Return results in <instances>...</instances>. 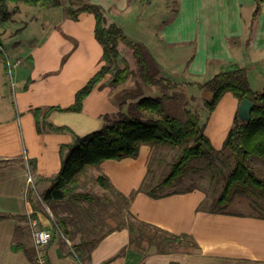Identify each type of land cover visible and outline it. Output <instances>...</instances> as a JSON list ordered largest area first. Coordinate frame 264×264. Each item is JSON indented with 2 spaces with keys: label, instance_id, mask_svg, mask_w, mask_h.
<instances>
[{
  "label": "crops",
  "instance_id": "1",
  "mask_svg": "<svg viewBox=\"0 0 264 264\" xmlns=\"http://www.w3.org/2000/svg\"><path fill=\"white\" fill-rule=\"evenodd\" d=\"M91 1L108 11L113 19L111 22L119 27L122 23L116 16L138 9L135 2L130 5L128 0ZM174 1H179L174 17L156 34L152 33L147 43H141L150 52L161 73H166L165 76L171 80L181 79L173 82L202 83L203 79H210L228 63L241 67L246 65L243 68L249 70L250 65L244 63L242 51H264V5L251 30L254 0H248L253 4L248 22L241 18L244 0H200L193 7L185 0ZM14 7L18 11L11 13L10 19L0 25V215H4L0 218V264H36V249L32 240L35 228L51 233L50 243L42 250L49 264H77L70 251L71 245L76 243L64 235L62 237L60 231L53 228L51 208L42 202L41 195L60 171L66 146L72 144L74 137L84 136L103 126L104 116L110 112V104L104 98L107 90L102 88L106 79L84 99L80 112L53 111L48 115L47 124L67 130L37 133L33 111L39 109L43 117L50 107L72 105L75 93L103 65L102 47L94 38V18L91 14L92 17L84 13L77 21L68 18L62 22L63 17H67L62 6L45 12L47 10L40 7L32 6L31 10L23 3H8L10 11ZM211 16H217V26L208 20ZM181 20L189 29L188 37L170 39L165 34L167 28ZM212 28L217 33L218 29L221 32L217 39L208 33ZM244 30L249 33L244 44L246 48L237 45V50H232L228 40L243 37ZM209 40L212 42L209 43ZM186 45L192 48L191 52L178 64L167 56L171 48ZM8 72L10 81L5 77ZM248 77L250 84L253 80L250 72ZM9 82L14 88L18 117L13 114L9 102ZM261 83L264 87V82ZM228 103L231 106L230 124L232 112L239 102L230 98ZM216 112L214 109L211 126L217 117L220 119ZM221 127L224 128V123ZM209 134L211 141L222 142V133L210 130ZM149 151L142 145L136 159L104 161L98 165L100 174L108 179L116 192L130 199L131 211L137 219L170 234L188 235L196 240L197 248L193 252H179L178 248L167 254H158L148 247L140 251L129 245L128 229L116 225L107 231L112 232L103 233L106 235H102L90 250L88 258L83 260L84 264H201L208 257L217 263L264 264V217L258 213H247L228 221L217 217V225L207 228L204 226L206 222L201 221L206 220V216L199 218V213L195 211L200 199L191 207L192 199L197 200L196 196L170 194L152 198L139 192L136 186L146 176L145 163ZM28 177L33 184L27 183ZM54 208L58 212L66 205L58 204ZM78 219L79 215L74 221ZM211 230L219 232L224 240L215 248H210V243L203 239Z\"/></svg>",
  "mask_w": 264,
  "mask_h": 264
},
{
  "label": "trees",
  "instance_id": "2",
  "mask_svg": "<svg viewBox=\"0 0 264 264\" xmlns=\"http://www.w3.org/2000/svg\"><path fill=\"white\" fill-rule=\"evenodd\" d=\"M77 1L0 0V25L10 19L11 13L18 11L17 7L10 11L8 3L56 8L66 2L68 3L66 15L71 20L77 21L79 16L84 13L91 14L94 18L93 33L94 38L102 47L103 65L75 93L72 105L65 108L50 107L43 117L40 116L39 109L33 111L37 133L46 130L56 132L67 130L65 127H54L47 124L46 118L48 115L53 111L80 112L83 109L84 99L108 74L113 73L110 81L112 86L125 83L128 77L133 75L127 64L123 68L113 69L114 66H117L119 60V43L125 44L131 50L138 68V76L143 85L146 87L157 86L164 89H176L179 86L170 78L161 74L158 64L143 44L129 40L124 35L122 28L116 23H108L105 15L106 11L102 6L93 2L77 5ZM254 3L250 24L251 30L260 9L264 5V0H254ZM196 86L199 90L209 94L210 99L205 101V106L209 112L214 111L216 105L226 93H230L238 102L242 99H248L254 104L250 121L241 123L236 114L234 125L226 134L222 149L228 152L234 165L224 178L222 190L209 212L225 213V209L229 206L235 193H244L245 191L247 193L254 190L264 198V178L257 175L251 164L253 161L251 158L264 160V90H252L246 69L236 63H228L222 66L210 79L197 83ZM123 98H130L135 102H130L127 106V112H119L114 119L104 116L105 122L100 129L81 137L75 136L72 144L66 146L67 152L62 156L60 171L52 179L49 188L41 195L42 202L51 208L53 228L57 229L58 232L60 231L70 241L74 242L73 237L77 234L76 227L79 226L78 222L81 220L74 221L76 219L75 215L72 217L68 215L55 216L53 212H57L54 206L71 204L75 208V205L83 202L89 206L94 202L101 203L98 198L91 194L78 191L87 167L98 166L107 160L119 161L126 158H135L142 145L181 148L180 155L171 165L169 174L159 184L149 190H138L152 198H160L168 196L174 191L157 194V189L170 187L183 175V172L192 161L203 159L210 161L212 158V145L203 131L196 112L186 111L182 119L164 112L163 96L142 97L139 95L135 97L129 91L123 94ZM95 180L105 192L109 191L115 196L116 200L114 202L110 201L112 204L119 206L121 203L125 207L128 206V198L116 192L104 175L97 176ZM104 201L107 203L106 198H104ZM3 216L0 215V218ZM124 217L123 223L119 222L118 225L128 229L129 244L135 245L138 250L141 249V241H145L144 243H146L148 249L153 248L158 254L172 253L182 246L197 248L196 244L185 234H170L150 224L137 221L130 213L124 214ZM72 222L73 224L70 225ZM110 232L112 230L106 234ZM103 236L88 240V238H83L84 235L81 234L79 241L71 245L77 259L83 261L88 258L90 250L95 247Z\"/></svg>",
  "mask_w": 264,
  "mask_h": 264
},
{
  "label": "rangeland",
  "instance_id": "3",
  "mask_svg": "<svg viewBox=\"0 0 264 264\" xmlns=\"http://www.w3.org/2000/svg\"><path fill=\"white\" fill-rule=\"evenodd\" d=\"M109 1V0H105ZM200 0H185L188 4H191V7L194 6ZM92 2L91 0H78L77 5L80 3ZM129 4H134L138 8L132 13H125L124 16H116V19L121 21V27L123 29L124 35L133 42L147 43V39L150 38L152 33L156 34L162 26L167 24L176 14L177 8L179 6V1L176 3L174 0H128ZM148 3V4H147ZM25 7L27 6L23 4ZM252 2H248V0H244V4L241 8V18L248 22L250 19L251 11H252ZM62 7L66 11L68 7V3L63 2ZM39 8V7H38ZM41 8V7H40ZM49 8H44L42 10H47ZM139 9H141L139 13ZM33 10V9H31ZM60 12V11H56ZM110 12V11H109ZM113 12V10H112ZM111 12V13H112ZM35 13V11H32ZM142 13V14H141ZM139 14V15H138ZM106 18L108 23H110L113 19L109 15L108 11H106ZM90 17H92L89 14ZM137 19H136V17ZM139 16L141 17V21H139ZM122 17V18H121ZM68 19V16L63 17L62 22ZM214 25H216V21L218 20L217 16H211L208 18ZM217 26V25H216ZM149 28V30H146ZM247 28V27H246ZM152 30V31H151ZM228 32L227 30H225ZM208 33L211 34V37L214 39L218 38V33H221L218 29V33L214 28L208 30ZM262 33L264 34V26L262 28ZM170 39H183L188 37L189 29L187 25L184 23V20L177 22L175 25L167 28L165 33ZM249 33L247 30H244V36L239 38H230L228 40V46L232 48V50H237L236 46L246 48L245 40L248 37ZM212 40H209L211 43ZM191 47L182 46L177 48H171L167 53L173 62L178 64L180 59H183L186 55L191 52ZM119 51V60L117 62V66H114L113 69L123 68L125 64L128 65L129 69L133 73V75L128 77V80L118 86L110 85V81L112 79V74H108L106 76L105 82L102 84V88H105L107 91L104 93V98L108 101L107 104H110V112L106 113V116L110 119H114L117 117L119 112L126 113L127 106L130 102H135V100H131L130 98H123V94L126 92H131L135 95V97L141 95L142 97H158L163 96V108L164 112L172 115L177 118H184L185 112H196L199 116L200 124L203 127V131L206 136L210 139V130L222 133V142H214L210 143L213 148V154L210 161L207 159L203 160H195L190 163V165L185 169L183 175L178 178L170 187L165 189H157V194H164L167 192H172V194H189L197 197L196 199H192L191 207L193 208L195 203L200 199V202L195 208V211L199 213V218H203L206 216V220L201 219V221L206 222L207 228H212L216 226L215 224L217 217L219 220L228 221L231 218L243 217V215L247 213H258L262 217H264V198L257 191L250 190L246 193H235L231 199L229 206L225 209V213H210L209 211L213 207V203L217 199L220 194L224 178L228 175L229 171L232 169L234 163L231 157H229L228 152L222 149L223 141L225 140L226 134L228 130L234 125V118L236 117L238 106L236 104L234 111L232 112V118L229 124V118L231 113V106L228 103V100L235 99L230 93H226L222 99L218 102L215 108V114H218L219 117H215L216 121L213 126L210 125L212 119H214L213 112H209V110L205 106V101L210 99L208 93H205L198 89L196 86L197 83H177L179 86L176 89H164L161 87L153 86L146 87L140 80L138 76V68L135 63V59L132 56L131 50L123 43L118 44ZM240 55V54H239ZM241 56V55H240ZM242 56L244 57V63L250 65L249 70L247 71V75H249L253 80H251V88L254 91H262V83L264 82V51H255L250 53L249 51H242ZM240 61V60H239ZM247 67L243 65V67ZM14 70H12V73ZM162 75L163 72L161 73ZM167 76V75H166ZM5 77L10 81V73H6ZM174 81H180L181 79L173 78ZM207 79H203L202 81H206ZM7 81V82H8ZM200 81V82H202ZM248 81L249 77H248ZM194 82V81H191ZM9 86V102L13 108V114L18 117L19 112L16 108V98L14 97V88L11 87L10 82ZM264 90V87H263ZM126 99V101H125ZM239 105V104H238ZM224 123V128L221 125ZM226 129V130H225ZM149 148V155L146 159L145 168H147L145 180H141L137 187V190H149L159 184L170 172L171 165L177 160L180 155L181 148H171L168 146H150L144 145ZM139 155V153H138ZM138 155L133 158L136 159ZM23 159H25V154H23ZM252 166L254 167L258 176L264 178V160L261 158H251ZM102 175L100 174L99 166H91L87 167L83 178L81 179L78 191L89 193L92 196L99 199V202H94L90 204L81 203L75 205V208L71 204H67L66 208H60L57 213L53 212L55 216H63V215H76L80 216L79 226L76 227V236L73 237L74 242H78L80 235H84L83 238L97 239L99 236H102L103 233L107 232L108 229H111L118 225L119 222L123 223L125 217L124 214L130 213L134 218L138 221L137 217L131 211V201L129 200L128 206H123L121 203L119 206L112 204L110 201L114 202L115 196L109 192L104 191L96 183V177ZM103 176V175H102ZM145 181V183H143ZM143 183V186H142ZM235 192V191H233ZM232 192V193H233ZM104 198H106L107 203H105ZM84 210H83V208ZM197 209V210H196ZM241 213V214H239ZM140 221V220H139ZM135 223V222H133ZM218 223V222H217ZM71 227V226H70ZM218 227H220L218 225ZM188 236V235H187ZM190 237V236H189ZM192 242L197 243L196 240L192 239ZM203 239L207 240L210 243V248H215L217 244L224 242L221 234L219 232H215L214 230L210 231V234H206ZM145 241H141V249L140 251L147 248ZM130 245V244H129ZM134 249H138L135 245H130ZM197 246V244H196ZM196 248L193 247H179V252L187 251L193 252ZM154 250V249H153ZM77 263V259L74 258ZM195 257L194 260H196ZM82 261V260H81ZM84 263V261H82ZM193 262V261H192ZM201 264H230V262H216L211 258H206L201 261ZM258 264V263H252Z\"/></svg>",
  "mask_w": 264,
  "mask_h": 264
},
{
  "label": "built area",
  "instance_id": "4",
  "mask_svg": "<svg viewBox=\"0 0 264 264\" xmlns=\"http://www.w3.org/2000/svg\"><path fill=\"white\" fill-rule=\"evenodd\" d=\"M27 183L28 184H33L31 177L27 178ZM63 237V235L61 234ZM51 233L49 231L40 229V228H35L32 230V240H33V245L34 248L36 249V254H35V263L36 264H49L46 256L43 254L42 250L50 243L51 241ZM72 255L74 258L77 259L74 251L70 249ZM78 260V259H77ZM77 264H84L81 260L77 261Z\"/></svg>",
  "mask_w": 264,
  "mask_h": 264
},
{
  "label": "water",
  "instance_id": "5",
  "mask_svg": "<svg viewBox=\"0 0 264 264\" xmlns=\"http://www.w3.org/2000/svg\"><path fill=\"white\" fill-rule=\"evenodd\" d=\"M253 102L248 99H242L239 102L237 110V118L241 123H248L250 121L251 112L253 109Z\"/></svg>",
  "mask_w": 264,
  "mask_h": 264
}]
</instances>
